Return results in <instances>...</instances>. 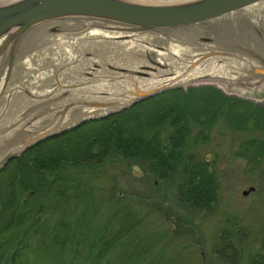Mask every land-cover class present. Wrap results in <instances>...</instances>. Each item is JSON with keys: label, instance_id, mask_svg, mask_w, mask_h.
Segmentation results:
<instances>
[{"label": "water", "instance_id": "95a60500", "mask_svg": "<svg viewBox=\"0 0 264 264\" xmlns=\"http://www.w3.org/2000/svg\"><path fill=\"white\" fill-rule=\"evenodd\" d=\"M200 85L263 95L264 0H0V172L44 141Z\"/></svg>", "mask_w": 264, "mask_h": 264}, {"label": "rangeland", "instance_id": "374dc122", "mask_svg": "<svg viewBox=\"0 0 264 264\" xmlns=\"http://www.w3.org/2000/svg\"><path fill=\"white\" fill-rule=\"evenodd\" d=\"M262 94L244 97L264 107ZM201 130L193 129L184 153L217 174L212 210L180 200L184 159L163 179L141 156L115 153L100 165L69 167L57 186L63 196L45 188L52 198L43 215L16 231L21 244L7 255L19 250L23 264H249L264 252V158L254 167L240 153L259 134L234 131L224 116L205 129L207 139Z\"/></svg>", "mask_w": 264, "mask_h": 264}, {"label": "trees", "instance_id": "16d2710c", "mask_svg": "<svg viewBox=\"0 0 264 264\" xmlns=\"http://www.w3.org/2000/svg\"><path fill=\"white\" fill-rule=\"evenodd\" d=\"M222 116L236 132L259 134L246 139L240 153L251 165L258 166L264 158V107L227 96L215 87L169 91L44 141L12 160L0 172V264H23L18 259L20 251L8 256V248L12 243L20 246L18 229L43 215L46 201L52 198L45 188L63 196L66 188L57 191V186L65 181L69 167L100 165L115 153L141 156L163 179L170 178L184 159L180 200L196 209L212 210L219 194L217 174L208 160L197 161L184 152L194 128L202 129L199 136L205 140V129ZM25 191L29 196L23 199ZM249 264H264V252L253 256Z\"/></svg>", "mask_w": 264, "mask_h": 264}, {"label": "bare ground", "instance_id": "6f19581e", "mask_svg": "<svg viewBox=\"0 0 264 264\" xmlns=\"http://www.w3.org/2000/svg\"><path fill=\"white\" fill-rule=\"evenodd\" d=\"M88 35H90V34H88ZM140 40H142V39H140ZM21 69H25V68L21 67ZM131 69L132 70H138L139 67L131 66ZM131 73H133V71H131ZM118 75L119 74H117V73H109V75H106V73H97L95 77L100 78V77H105L106 76L108 78L118 79V77H117ZM42 76H44V74H42ZM128 78L131 80L133 85H135V84H141V86L148 85V79L137 77V76H132V74H130V71H129V77ZM82 93H83V91L80 92L79 94H76L77 99H83V98L87 99V98L93 97L94 94H95V89L92 88V87L89 88V96L88 97H84V96L82 97V95H81ZM41 120H43V119H41Z\"/></svg>", "mask_w": 264, "mask_h": 264}]
</instances>
